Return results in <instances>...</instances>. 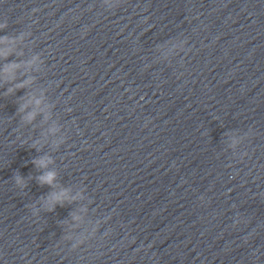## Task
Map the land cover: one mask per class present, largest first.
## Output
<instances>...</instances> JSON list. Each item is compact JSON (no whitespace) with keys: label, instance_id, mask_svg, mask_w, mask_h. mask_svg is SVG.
Masks as SVG:
<instances>
[{"label":"clouds","instance_id":"9594fccd","mask_svg":"<svg viewBox=\"0 0 264 264\" xmlns=\"http://www.w3.org/2000/svg\"><path fill=\"white\" fill-rule=\"evenodd\" d=\"M49 162L50 160L45 158H39L33 161V163H35L39 168H46ZM55 177L56 174L54 172L49 171L38 177V179L41 185L47 184L49 186H52V184L55 181ZM17 182L21 183V179L19 177H17ZM53 199H54V203L52 204V207L49 208L50 211L54 209L56 203H61L60 195H55Z\"/></svg>","mask_w":264,"mask_h":264}]
</instances>
